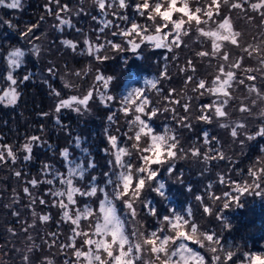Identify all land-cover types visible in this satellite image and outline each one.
I'll list each match as a JSON object with an SVG mask.
<instances>
[{
  "label": "trees",
  "instance_id": "obj_1",
  "mask_svg": "<svg viewBox=\"0 0 264 264\" xmlns=\"http://www.w3.org/2000/svg\"><path fill=\"white\" fill-rule=\"evenodd\" d=\"M127 2L134 5L137 0ZM188 2L190 8L194 10L195 7L202 6L206 0ZM64 5L68 8L67 12L61 10V6ZM223 9V14L230 16L234 31L241 33V46L235 47L225 42L221 51L229 53V63L243 57L242 68L260 67L256 57H248L243 48L248 44L261 43L260 31L264 29H258V25L264 24V21L258 18L249 21L238 10L231 11L230 5H224ZM99 11L94 0L58 2L22 0V7L18 9L0 7V90L7 87V83L4 82L7 75L5 70L7 53L19 48L26 54L22 66L13 73L18 81L17 90L20 93L16 104L14 106L0 104V150L6 151L3 146L11 147L17 157L16 163H12L11 158L7 157L5 162L0 163V264H24L22 254L30 255L31 264H47L49 260L52 264H64L71 256L68 249H61L58 246L68 241L69 224L59 223L62 210L58 205H54L57 198L44 195L53 186L39 183L33 188L29 184L32 179L39 181L51 179L50 175L42 171L45 164L50 165L53 170L66 172V162L60 155L63 149L67 148L70 152L69 158L86 169L83 180H74V186L79 187L81 191L90 190L92 177H96L97 196L79 197L80 208L85 203L94 206L97 197L103 198L99 188L105 186V173H109L111 168L109 161L114 160V156L106 152L111 148L107 135H116L118 145L128 147L132 156L123 159H131L134 167L142 163L137 159L139 153L131 147L135 141L124 135L128 132L129 122L134 119L132 111L125 115L117 110L119 98L132 91L127 85L132 81L139 82L140 89L145 91L151 102L161 109L158 118H153L150 122L153 134L162 135L166 128H170L172 129L170 134L179 138L178 148L184 149V152L177 151L171 175L167 171V163L154 166L159 171L157 181L165 184L162 190L165 195L161 197L152 190L158 186L157 182H153L151 187H145L142 197L152 202L159 215H145L146 210L142 205H134L138 213L136 227L146 234L153 230L159 234L162 227L170 232V226L166 222L158 224L157 221H163L165 215L171 218V213L176 212L188 219L190 224L195 223L197 236L186 243L204 257V264H253L251 258L254 256H259L260 260L264 261V195L235 191L237 185L244 187L250 184L252 180L248 175L250 169L257 171L258 174L264 170L262 151L264 137L248 139L249 135H255L256 131L264 126V118L259 115L260 110L264 109V103L258 101L257 105H253L251 114L241 113L239 111L241 106L251 104L250 94L246 87L234 83L231 89L233 99L225 107L228 117L226 119L213 117L210 124L198 121L196 116L200 107L209 103L210 97L207 95L201 97L192 89L201 79L210 83L218 74L217 65L222 61L215 57L196 55L199 51L211 49L210 40L200 35L196 24L192 22L191 25L187 23L184 25L188 35L183 37L180 48L174 49L175 58L168 61L170 76L162 80V84H158L162 90L157 94L145 84V80L154 79L159 75L164 67L162 56H169L168 51L152 46L146 48L144 45H141L142 54H138L140 49L133 52L130 46L124 52L114 51L105 44V40L118 38L111 36L114 30L112 28H106L104 34L99 33V28L103 27L99 23ZM112 11L115 9L108 10L107 18L113 20L115 24ZM126 11L131 16L133 9L129 7ZM55 13H59L61 19L70 20L80 32L66 25H60L58 28L59 21ZM178 15L174 14L173 19L178 18ZM94 16L98 19L93 20ZM213 21L206 25L201 24L200 27L215 30L220 17L214 15ZM138 22L146 23L142 18L138 19ZM29 28L32 29L30 33ZM149 32L155 34L153 29H149ZM97 35L101 37L99 41ZM66 39L77 45L75 52L62 44ZM85 39L89 40L88 45L83 43ZM145 43L150 45V42ZM100 44H105V47L96 52L95 49ZM34 47L39 48V53L32 51ZM89 47L93 49L91 55L88 53ZM98 56L101 58L97 59ZM189 61L192 67H195V73L191 71ZM49 68L54 69L55 75L49 72ZM181 68L185 71H181ZM28 74H31V78L23 81V77ZM236 74L240 79L244 78L242 70H237ZM96 75L112 77L108 89L105 90L102 82L95 80ZM188 76H192L193 80L189 81ZM256 83L264 85V81ZM53 88L60 93L59 97L52 94ZM89 91H92L93 95L89 100L88 110L77 113L70 109H62L61 113H55V107L60 99H68L73 95L82 98ZM103 92L117 97V101L115 103L101 101L100 94ZM165 93L170 94L171 101L180 103L169 102L165 99ZM251 95L255 98L254 94ZM181 103L189 105L188 113H184ZM165 107L170 111L163 112ZM171 109H175V112ZM45 113L48 115H44ZM113 113L116 114L115 123H110L108 116ZM173 115H176V120L173 119ZM182 115H187L190 119L193 125L190 130L180 126L178 120ZM141 117L145 118L143 114ZM57 118L60 119L61 125L56 124ZM221 123L230 126L221 128L219 126ZM235 123H243L245 127L238 130L236 137H232L231 127ZM202 131L209 132L216 141H219V143L213 141L219 150L218 153H208L211 145L202 143ZM128 135L132 136L133 133L128 132ZM32 136H37L40 140L33 144L32 159L24 161L23 156L27 153L23 150V145L29 142ZM77 138L80 141L79 147L76 146ZM150 143V138L142 135L140 147ZM193 146L200 150L198 157L192 156L189 151ZM205 153L218 157L222 154L224 158L205 161ZM89 163H93L95 167L88 168ZM17 171L21 172L19 177L15 174ZM220 177H224L226 183L221 184ZM210 184L212 187L209 190ZM25 187L29 188L31 197L24 193ZM55 187L59 188L60 185L57 184ZM105 191L111 193L110 188H106ZM225 192L232 193V196L226 198L230 204L228 209L223 208L224 199L212 198L223 197ZM237 195L239 199H233ZM196 196H201L203 203L197 201ZM33 198L37 201L35 204L31 202ZM40 198L48 203L40 205ZM116 203L119 206V202ZM204 207H208L210 212L205 213ZM189 208L191 216L187 215ZM33 212L36 216H33ZM42 215H49L51 219L48 222L41 221L39 217ZM128 227L131 230L133 225L130 223ZM26 228L27 232L24 231ZM81 229L90 230L88 221L82 219ZM183 230L190 234V225H185ZM54 232L58 233L56 239L51 235ZM201 232L213 235L219 244L204 240L199 235ZM195 239L202 240L204 246L195 243ZM211 247H215L216 252H212ZM29 248L33 250L31 253H28ZM143 255L146 261L154 260L150 252ZM215 256H219L220 260H214Z\"/></svg>",
  "mask_w": 264,
  "mask_h": 264
},
{
  "label": "snow or ice",
  "instance_id": "obj_2",
  "mask_svg": "<svg viewBox=\"0 0 264 264\" xmlns=\"http://www.w3.org/2000/svg\"><path fill=\"white\" fill-rule=\"evenodd\" d=\"M94 2L100 10L99 23L103 25V27L99 28V33L104 34L106 28H112L114 30L111 32V36L118 38V40H105V44L110 46L114 51L124 52L130 46L133 52L140 49V53L138 54H142L143 49L141 45H144L146 48L152 46L155 49H166L168 51L169 56H162L164 67L159 75L154 79L145 80V84L157 94L161 93L162 90L161 87H158V84H162V80L168 79L170 76L168 61L175 58L174 49L180 48L183 37L188 35V31L184 28V25L186 23L191 25L194 22L200 35L210 40V51H199L196 55L199 57H215L222 62L217 65L218 74L215 75L210 83L201 79L197 86L192 89L201 97L205 95L210 97L209 103L201 105L199 114L196 116L198 121L210 124L213 121V117L221 119L228 117L229 114L225 110V107L233 99L231 89L234 83L246 87L250 94L251 104L241 106L239 108L241 113L251 114L253 105H257L258 101L264 103V85L256 83L257 81H264V46H262L264 45V31H260V44H248L247 47L243 48L248 57H256L260 67L242 68L243 57L229 63V53L221 51L222 45L225 42L231 46H241V33L234 31L230 16L223 14V6L230 5L231 11L238 10L249 21L257 20V18L260 21H264V0H231V2L230 0H206L202 6H197L194 10L190 8L188 0H137L134 5L128 3L127 0H94ZM178 3L180 6H178ZM0 7L18 9L22 7V0H0ZM129 7L133 9L131 16L126 11ZM110 9H115L111 13L116 20L115 24L113 20L107 18L109 14L108 10ZM61 10L67 12L68 8L64 5L61 6ZM174 14H179L178 18L173 19ZM55 15L59 21L58 28L60 25H66L69 28H74L76 32H80V29L76 28L70 20L61 19L59 13H55ZM214 15L220 17V22L216 23L215 30H205L200 27L201 24L206 25L209 21H213ZM140 18L144 19L146 23H139L138 19ZM97 19L98 17H93V20ZM213 22L215 23V21ZM4 23L8 22L4 21ZM149 29H153L155 34H150ZM258 29H264V24L258 25ZM60 30L62 31L63 29L60 28ZM31 31L32 29L29 28L28 32L30 33ZM25 35L27 36L28 33H25ZM100 38V35H97L98 41ZM145 41L150 42V45L146 44ZM83 43L88 45L89 40L85 39ZM62 44L73 52L77 49V45L72 40H63ZM105 44H100L95 51L99 52L101 48L105 47ZM32 51L39 53V48L34 47ZM92 52L93 49L89 47L88 53L91 55ZM25 55V51L19 48L7 53L5 69L7 75L4 77L7 87L0 90L2 91V94H0V104L4 106H14L20 96L17 90L19 87L18 81L14 78L13 73L22 66ZM96 58L100 59L101 57L98 56ZM106 58L104 57V59ZM188 64L191 71L195 73L196 69L192 67L191 61ZM180 70L185 71L183 68ZM237 70L244 72L243 79L237 76ZM49 72L55 75L54 69L49 68ZM77 75L80 74L77 73ZM30 78L31 74L25 75L23 81H27ZM95 80L102 82V86L106 90L112 77L105 78L102 75H96ZM188 80H193V77L188 76ZM51 92L56 97L60 96V93L54 88L51 89ZM251 94H254L255 98H252ZM92 95V91H89L82 98L73 95L68 99H60L55 107V113H61L62 109H70L77 113L86 111L88 110L89 100L92 98ZM100 99L101 101L111 103L117 101V97L109 95L107 92L101 93ZM165 99L169 100V102L180 103L179 101H171L169 93H165ZM181 107L184 113L189 112V105L187 103H181ZM117 110L122 111L125 115L130 110L132 111L134 119L129 122L128 132H132L133 135L129 136L128 132H125L124 135L129 140L135 141L131 147L139 153L137 159L142 163L134 167L131 159H123V157L131 158L132 153L127 146L118 145L116 135H107L111 148L106 150V152L110 156H114V160L109 161L111 168L109 173H105V186L99 188V191L103 193V198L97 197L94 206L91 203H85L82 208L78 206L79 197L97 196L96 177H92L93 183L90 186V190L81 191L79 187L74 186V180H83L86 169L80 163L69 158L70 152L67 148L63 149L60 153L66 162V172L62 173L53 170L50 165L45 164L42 171L50 175L51 179L44 181L32 179L29 181V184L33 188L39 183L53 186L44 195L57 198L54 201V205H58L62 210L59 223L63 225L65 222H68L70 230L68 241L58 245L61 249L66 248L71 253V256L64 261V264H156V262H159V264H204V257L186 243V241L194 239L197 236V227L195 223L190 224L189 220L185 219L183 215L172 212L171 218L165 215L163 221H157L158 224L166 222L170 226V232L167 228L162 227L159 229V234L156 230L151 231L150 234H146L145 231L136 227L138 224L136 220L138 213L134 205H142L146 210L145 215H159L158 211L152 206V202L142 197L145 187H151L153 182H157L158 186L152 190L161 197L165 195L162 191L165 188V184L157 181L159 171L154 166H162L167 163V171L171 175L177 151L184 152V149L182 147L178 148L180 144L179 138L177 135L170 134L172 132L170 128H166L162 135L153 134L150 122L153 118H158L161 109L155 106L154 102H151L149 95L145 91L136 88L126 96L119 98ZM169 111L170 109L167 107L163 109V112ZM171 111L175 112V109H171ZM141 114L145 117L144 119H142ZM44 115L48 114L45 113ZM115 115L113 113L108 116L110 123H115ZM259 115L264 118V109L260 110ZM173 119H177L176 115H173ZM178 122L182 128L190 130L193 127L187 115L179 116ZM56 124L61 125L59 118L56 119ZM219 126L221 128H228L230 125L221 123ZM244 127L243 123H235L231 127V136L236 137L238 130ZM105 132L107 134L108 129ZM142 135L149 137L151 140V143L144 147H140L139 144ZM201 135L202 143L204 145H211L208 153H218L219 150L215 147V143H213V141H216V138L212 137L207 131H202ZM257 136L264 137V126H261L255 135H249L248 139L253 140ZM39 140V137L32 136L29 142L23 145V150L27 153L23 156L24 161L32 159L33 144L39 142ZM216 143H219V141H216ZM76 146H80L79 138L76 140ZM3 147L6 148V151L0 150V163L5 162L6 157L11 158L12 163H16L17 157L12 148L8 146ZM189 151L194 157L200 155L198 147L193 146ZM208 153L204 154L205 161L224 158L222 154L218 157L217 155H209ZM87 167L92 168L95 165L89 163ZM15 174L19 177L21 172L17 171ZM248 175L252 178L250 184H246L244 187L237 185L235 188L236 193L254 192L257 196L264 195V170H261L258 174L257 171L250 169ZM219 182L221 184L226 183L224 177H220ZM57 184L60 185L59 188L55 187ZM211 187V184L208 185L209 190ZM106 188H110L111 193L105 191ZM23 191L31 197L28 187H25ZM110 195L111 198H109ZM230 196H232V193L225 192L223 197L213 196L212 198L213 200L224 199L223 208L228 209L230 204L226 198ZM233 199L238 200L239 195L233 197ZM196 200L203 203L201 196H196ZM31 202L35 204L37 201L33 198ZM116 202H119V206ZM47 203L48 201L45 199H39L40 205ZM203 211L209 213L210 209L204 207ZM32 214L36 216L35 212ZM187 215H192L190 208L187 210ZM39 219L48 222L51 217L49 215H42ZM82 219L88 221V228L90 230L81 229ZM130 223L133 225L131 230L128 227ZM185 225H190V234L183 230ZM24 231L27 232V228ZM51 235L53 239H56L58 233L54 232ZM199 235L206 241L219 244L218 240H214L213 235L203 232L199 233ZM194 242L200 244L201 247L204 246L203 241L200 239H195ZM210 250L216 252L215 247H211ZM32 251L31 248L28 249V253ZM145 252L153 254L154 260L146 261L143 255ZM228 255L230 256L231 253H228ZM21 258L24 264H31L29 254H22ZM251 259L253 264H264V261L260 260L259 256H254ZM214 260H220V257L215 256ZM47 264H52V261H47Z\"/></svg>",
  "mask_w": 264,
  "mask_h": 264
},
{
  "label": "rangeland",
  "instance_id": "obj_3",
  "mask_svg": "<svg viewBox=\"0 0 264 264\" xmlns=\"http://www.w3.org/2000/svg\"><path fill=\"white\" fill-rule=\"evenodd\" d=\"M128 87L133 90V89H136V88H139L140 89V83L139 82H136V81H132V82H128Z\"/></svg>",
  "mask_w": 264,
  "mask_h": 264
}]
</instances>
